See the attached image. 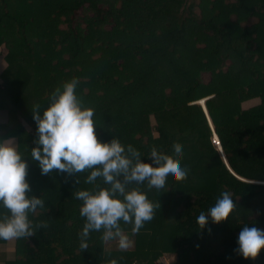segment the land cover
<instances>
[{"label":"trees","instance_id":"16d2710c","mask_svg":"<svg viewBox=\"0 0 264 264\" xmlns=\"http://www.w3.org/2000/svg\"><path fill=\"white\" fill-rule=\"evenodd\" d=\"M0 51V113L8 120L0 138H17L31 194L46 204L29 214L45 227L10 239L4 264H156L166 255L172 264H264V248L256 258L235 251L245 224L264 229V0H0ZM72 77L95 108L98 138L115 135L149 163L153 147L168 159L173 148L183 150L188 175L169 181L164 194L131 185L160 209L139 236L121 222L133 250H108L101 232L81 250L84 218L74 193L91 187L86 173L41 174L29 155L37 135L32 105L46 107ZM201 98L214 130L195 102ZM225 190L234 196L233 214L201 228L196 216Z\"/></svg>","mask_w":264,"mask_h":264},{"label":"clouds","instance_id":"9594fccd","mask_svg":"<svg viewBox=\"0 0 264 264\" xmlns=\"http://www.w3.org/2000/svg\"><path fill=\"white\" fill-rule=\"evenodd\" d=\"M78 85L76 77L65 80L52 90L46 107L42 108L39 103L32 105L37 135L29 155L41 174L54 169L69 176L86 173L84 183L91 187L74 193L81 201L79 215L84 218L78 233L81 250L89 247L92 232H101L104 242L115 241L116 247L126 251L131 241L121 222L131 224V233L139 236L154 223L160 211L149 203L144 192L131 186L133 182L145 184L148 192L164 194L168 191V182L185 179L189 169L180 163L184 155L180 147L173 148V159L165 158L153 147L147 155L149 163L142 161L136 147L125 145L115 135L110 140L98 138L95 108L78 96ZM201 99L206 104L207 98ZM214 134L223 149L216 131ZM17 145L12 137L0 138V209L7 210L0 212L2 240L28 238L45 227L34 224L30 218V213L46 204L42 195L31 194L26 178L28 163ZM98 178L104 186L98 183ZM77 179L80 182V177ZM233 197L229 191H222L214 204L199 212L196 223L203 228L209 219L218 223L228 218L236 205ZM237 244L235 251L244 258H256L264 248V229L245 224L237 236ZM109 264H117V260L112 259Z\"/></svg>","mask_w":264,"mask_h":264},{"label":"rangeland","instance_id":"374dc122","mask_svg":"<svg viewBox=\"0 0 264 264\" xmlns=\"http://www.w3.org/2000/svg\"><path fill=\"white\" fill-rule=\"evenodd\" d=\"M198 10V9H197ZM63 27H65V26H63ZM7 53V51H5V54ZM4 56L5 55H3V56H1V51H0V74H1V72L4 70V66H2V64L4 65V61L2 60L3 58H4ZM204 78L205 79H207V78H209L208 77V75L207 74H204ZM2 80H1V77H0V83H2L1 82ZM254 101H248V102H246V107H250V106H253V104H257L258 103V100H256V99H253ZM199 101H200V99L199 100H196L195 102L196 103H199ZM199 104H201V103H199ZM203 105V107H205V103L204 104H202ZM207 107V106H206ZM7 115H6V113L5 112H1L0 113V122H2V123H5V122H7L8 120L6 119L7 117H6ZM23 121V125H24V127L28 130H31V128H30V125L27 123V122H25L24 120H22ZM211 124V123H210ZM212 128H213V130H214V127L212 126ZM215 132V131H214ZM156 135H158L157 134V132H156ZM212 142L214 143V145H215V147L216 148H218L219 150H221V147H220V143H217L218 142V138H216V136H215V134H213V136H212ZM16 140H17V138H16ZM16 140H15V142H16ZM217 144H216V143ZM226 164H228V163H226ZM249 181H251V180H249ZM253 182H257V181H254L253 180ZM258 183V182H257ZM262 183V182H261ZM126 225V227H130L131 226V224H125ZM126 233L129 235V237H130V241H131V246H130V248L128 249V250H133V249H135V241H134V239L130 236V234H129V231H126ZM11 241L12 240H7V242L5 243V244H3L2 243V245L0 246V259H2L1 258V256L3 255V254H5L6 252H5V250L7 249V247H9L10 248V250L12 251V247H14V242L13 243H11ZM3 248V249H2ZM106 248L108 249V250H115V249H117V250H120L118 247H116V242L115 241H113V242H107V245H106ZM8 257H10V258H15V256H14V253H13V255L8 251ZM173 261H174V257H172V256H164V257H162V258H160V259H158L157 260V262H156V264H172L173 263Z\"/></svg>","mask_w":264,"mask_h":264},{"label":"water","instance_id":"95a60500","mask_svg":"<svg viewBox=\"0 0 264 264\" xmlns=\"http://www.w3.org/2000/svg\"><path fill=\"white\" fill-rule=\"evenodd\" d=\"M204 109H205V112H206V114L208 115V110H207V107H206V104H205V107H204ZM208 118H209V120L211 121V118L209 117V115H208ZM222 154H223V157H224V159H225V161H226V163H227V159H226V157H225V154H224V151H223V149H222ZM228 168H230L229 167V164H228ZM231 169V168H230ZM232 171V170H231ZM233 172V171H232Z\"/></svg>","mask_w":264,"mask_h":264},{"label":"crops","instance_id":"0c3cea01","mask_svg":"<svg viewBox=\"0 0 264 264\" xmlns=\"http://www.w3.org/2000/svg\"><path fill=\"white\" fill-rule=\"evenodd\" d=\"M2 259H0V264H4V262H5V259H4V257H1ZM9 259H10V261H13L15 258H10V257H8Z\"/></svg>","mask_w":264,"mask_h":264},{"label":"built area","instance_id":"2783aa9c","mask_svg":"<svg viewBox=\"0 0 264 264\" xmlns=\"http://www.w3.org/2000/svg\"><path fill=\"white\" fill-rule=\"evenodd\" d=\"M217 138V137H216ZM217 143H219V140H218V142Z\"/></svg>","mask_w":264,"mask_h":264},{"label":"bare ground","instance_id":"6f19581e","mask_svg":"<svg viewBox=\"0 0 264 264\" xmlns=\"http://www.w3.org/2000/svg\"><path fill=\"white\" fill-rule=\"evenodd\" d=\"M246 180V179H245Z\"/></svg>","mask_w":264,"mask_h":264}]
</instances>
